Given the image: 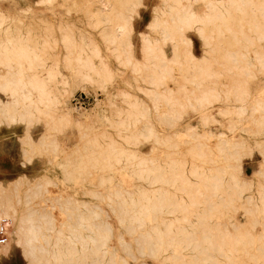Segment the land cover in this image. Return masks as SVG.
I'll return each instance as SVG.
<instances>
[{
	"label": "bare ground",
	"instance_id": "1",
	"mask_svg": "<svg viewBox=\"0 0 264 264\" xmlns=\"http://www.w3.org/2000/svg\"><path fill=\"white\" fill-rule=\"evenodd\" d=\"M53 1L39 0L48 5ZM64 1L68 3V0ZM69 1L75 6L68 4L71 6L69 10L81 9L93 27L107 25L102 38L111 54L122 67L131 71L136 82L144 81L153 87L148 92L152 109L133 102L132 95L126 92L119 93L121 100L129 102L127 110L116 106L110 93H107L105 104L114 112H107L103 107L96 109L94 106L102 105L99 99L89 109L70 105L75 87L96 84L105 89L116 76L103 58L101 62L96 61L101 52L90 34L79 31L77 37L72 31L73 25L60 24L62 36L57 40L46 22V32L41 35L43 41L40 42L32 37V24L24 29L20 17L0 8V69H10L0 71V92L5 95L4 98L0 96V126H24L20 136L22 165L32 162L35 155L50 154L53 155L50 162L62 167L69 182L87 186L95 181L103 185L104 190L95 189L90 195L106 200L118 224L132 238L126 240L122 231L113 232L110 221L104 218L98 221L105 209L99 204L92 206L88 201H67L62 208L68 212L76 211L68 213L77 216L76 223L68 224V233L58 229L55 218L48 210L44 211L36 199L49 184L56 183L48 175L39 180L32 193L23 194L30 195V200L37 196L33 205L26 197L25 203L29 201V207L26 208L28 205L24 203L25 210L20 209L17 205L20 197L16 191L28 182L27 176L20 174L8 180L12 181L15 190L11 191L18 194L15 196L17 201H14L15 197L14 200L11 198V191L3 192L5 184L0 182V224L9 218L12 225L11 230L5 231L8 235L6 241L0 243V256L6 255L13 243L21 246L27 264H130L128 255L135 264H148L143 259L145 255L161 264H241L237 257L239 250L245 252L244 257L249 261H259L261 257L251 254L250 249L237 248L260 244L251 238L254 234L249 232L245 223L229 217V224L236 232L223 230L222 224L214 226L213 223V220L221 219L230 203L235 202L231 197L241 193L234 185L239 182V175L229 172L241 168L240 160L234 164L237 160L234 156L251 153L244 137L220 132L216 136L217 152L205 149L202 143H191L188 149L190 161L185 153L182 159H170L168 163H163L160 158H149L148 154L133 146L151 137L153 141H146L158 144V157L166 153V146L171 141L159 136V130L150 119L152 113L158 114L160 120L176 125L178 138L192 135L190 137L195 140H209L215 136L212 130L205 128L200 132L184 120L189 109L199 114L201 124L205 126L214 121L211 109L220 102L221 96L238 102L240 109H244L248 101H260L264 84L255 83L259 95L249 87L257 71L264 73V46L260 44L264 38V0H203L204 11L192 6L197 0H163L166 3L164 10L155 9L149 26L161 34L162 43L142 32V57L135 56L131 39L133 19L138 15L142 0ZM97 3L99 6L93 8ZM190 29L197 31L212 61L198 59L192 52L186 34ZM59 42L66 50L63 60L58 58L59 53L52 52ZM166 42L174 44L171 57L163 48ZM251 53L255 57L250 56ZM61 63L62 67L71 69L70 79L61 72ZM176 72L183 75L184 84L173 90L168 81L176 78ZM220 76H226L229 83L221 81ZM220 113H223L222 109ZM141 118L144 126L138 128L136 123ZM38 121L44 126L40 141L31 134L32 126ZM101 122L113 127L124 145L110 137L113 135L105 129L106 124H103L105 128L99 129ZM182 122L186 124L181 129L178 126ZM70 126L77 129L78 136L87 140L82 146L78 145V158L60 161L57 156L61 155L62 148L55 136ZM141 136L144 139L140 140ZM104 137L109 141L103 143L101 139ZM174 146L179 147V144ZM189 166L191 172L187 173ZM227 175H230L232 187L226 185ZM133 179L146 185L137 187L135 183H128ZM191 179L198 182L192 184ZM200 185L206 188L205 192L199 190ZM131 187L137 189L130 190ZM247 203L253 204V210L250 207L246 210L255 215V224L259 221L257 213L264 219V198L258 200L251 196ZM112 236L126 254H119L109 243ZM132 240L142 259L132 251ZM88 257L92 261H87Z\"/></svg>",
	"mask_w": 264,
	"mask_h": 264
},
{
	"label": "rangeland",
	"instance_id": "2",
	"mask_svg": "<svg viewBox=\"0 0 264 264\" xmlns=\"http://www.w3.org/2000/svg\"><path fill=\"white\" fill-rule=\"evenodd\" d=\"M63 1L64 0H54L52 3L53 5H48L45 3H40L39 0H0V8L12 16L20 17L23 20L24 29L28 28L32 24L30 26L32 37L35 39H39L40 42L43 41V37H41V35L45 34L46 32V22H49V25L53 29L52 34L57 40H59L62 36V31L59 27L60 24L73 25L74 30L72 31L73 33H76V36L78 35L79 31H83V33L90 34L93 41L95 42V45L99 47L101 52V57L96 58V61L101 62L103 58V60L116 72V76L113 78V81L109 83V85L107 84V87L105 89L99 88V86H97L96 84H84L83 88L81 86L75 87L70 96V105L74 106L75 108L78 107L77 109H81L79 107L89 109L90 107H93L95 105L96 100L99 99L102 105L94 107L96 109H101V107H103L105 111L110 112L111 109L107 104H105L107 93H110V95L113 97L115 105L121 107L124 110H127L129 107V102L121 100L123 98L122 95L119 93L126 92L132 95L133 98L131 100L133 102H138L139 104H142L143 106L152 109V101L148 95V92L151 91L153 87L148 85L144 81L136 82L132 76L131 71L127 68L122 67L116 60L114 55L111 54L110 50L108 49V45L104 42L102 38V31L107 28V25L93 27L90 23V19L81 9H79V11L78 8L76 10H69L72 6L70 3L71 1L68 0V3H66L65 1L64 3ZM68 4L71 6L68 7ZM99 4L100 3L93 5V8H97ZM164 6H166V3H163V0H142V3L138 7V15H135L133 19L134 29L131 34L135 56L142 57V32L150 34L151 37L158 39L159 42L162 43L161 34L156 32V30H151L149 26L153 20V14L155 12V9L159 10L160 8H162L164 10ZM192 6L195 10L198 11H204L205 7L203 0H197L196 2H193ZM7 24L8 23H6L5 26ZM23 34L24 37H26V33L24 32ZM186 34L188 39L190 40V49L196 55V57H198V59L203 58L206 61H212V59L209 60L210 56L207 53V47L203 45L202 39L198 35L197 31L195 29H190L187 30ZM260 44L264 46V38L260 41ZM163 48L166 54L169 55V57L173 55L174 44L172 42H166L163 45ZM183 48L186 49L185 43L183 44ZM52 52L55 54L59 53L60 56L58 58L60 60H63L66 57V50L60 42ZM250 56L255 57L254 53H251ZM62 64L63 63L60 64L61 72L64 74V77L70 79L72 77L71 69H66L65 67H62ZM0 71L6 72L10 71V69L1 68ZM218 71L220 70H216V72ZM175 74L176 80L170 79L168 81V85L173 90H178L179 86L184 84L183 75H181L180 72H176ZM219 79L221 81H224L226 84L229 83L226 76H220ZM257 82H262V84H264V73L257 71L256 78H253L250 81V91H254V93L257 92V88L255 87V83ZM84 93L87 95V97L84 96ZM80 94H82L84 99H82L83 97H79ZM256 94L259 95V92H257ZM260 94L261 95L259 97V102L253 100L248 101L244 104V109L239 108L240 104L238 102H235L230 99L225 100L224 98H222L223 96H221L220 102H216L213 108L211 109L214 121L210 122L205 126L201 124L202 119L199 114L189 109L187 111V115L184 117V120L189 122V124L191 123L194 127H197L196 129H198L200 132H203L205 128L207 131L212 130L215 136L211 137L209 140H195L190 137L192 135H187L183 138H178L175 132V127H177L176 125H172L171 123L162 121L160 120L158 114L152 113L150 119L153 121L155 127L159 130V136H163L165 137V139L171 141L169 145L166 146V153L161 154L160 157H158V144L156 142L146 141H153L151 137L150 139L148 137L145 140L144 137L141 136L140 140L144 139V141H139L137 145L133 146L134 149L138 151L140 150L142 153L148 154L149 158H160L162 159L163 163H168L170 159H182L185 153L187 161H190L189 159L191 158L189 157L188 149L190 148L191 143H195V145L202 143L205 149H208L212 152H217L218 142L216 140V136L218 135V133L223 131L226 132L228 135H234L238 138L244 137L246 139V147L251 150V153L249 151L250 154L246 152L243 155L234 156V158L237 159L234 160V164H238V160H240L241 168L237 169V171L240 172H237L236 170L229 172V174L239 175V182L235 183L234 185L239 187L241 193H237L236 195H233L231 197V200H235V202L230 203V205L226 209L225 214L221 215V219L213 220L214 226H217V224L220 223L222 224L221 229H228L230 232H236L234 227L229 224V217H236L237 219L242 221V223H245L249 232H252L254 234L251 238H253V240L257 239L259 241L260 244L258 245H251L248 247H237L238 249L248 248L251 250V254L258 255L259 257H261L257 262L249 261L247 257H244L245 252L243 250H239L237 252V257L239 258L241 264H264V259L262 258L264 257V234H262L264 233V219L261 218L260 213H257L256 215H258L259 221L255 224V221L253 220V217H255V215L252 212L248 213L246 210V208L249 207L251 208V210L254 209L252 203H247L251 196L255 197L258 200L264 198V86L262 87ZM0 96L4 98L5 95L0 92ZM77 99H79L80 101L82 100V102L77 101ZM220 109H222L223 111L222 114L220 113ZM111 111L114 112L113 108ZM142 120L144 119L141 118L139 121H137L136 126L138 128H142L144 126V121ZM91 121L92 120H90V122ZM103 124L106 123L101 122L99 129H102L104 127ZM185 124L186 123L182 122L178 127L182 129ZM105 127L104 128L108 131V133L113 135L110 137L115 138L118 142H120V144L124 145L121 136H118L115 133V129L113 127H110L107 124L105 125ZM43 129V123L39 121L34 123V125L32 126L31 134L36 141L41 138V136L39 135L42 133ZM230 129H232L233 131L230 132ZM76 130L77 129L75 127L70 126L63 130V132H61L59 135L55 136L60 144V148H62L61 155L57 156L58 160L65 161L78 158V148L81 144L86 143L87 138H81V136H78V132ZM23 132L24 126L22 124L12 126L3 124L0 126V182L5 184L3 187L5 191L3 192L8 193V191L13 190V185L11 184L12 181L8 180L13 179L20 174H25L28 178V182L22 185V187H20L19 190L16 191V193L19 194L18 197H20L17 203L20 209H24L26 206L25 204L32 200H30V195V197H27L23 194H25L26 192L32 193L37 187L39 180L48 175L53 177L56 183L49 184L47 190H42L43 194L41 197H38L39 199L36 198L37 196H32V198L33 200L35 198L37 199L39 205L43 206L44 211L48 210L50 212V216L55 218V222L58 229L68 233V224L76 223L75 219L77 218V216L71 215L74 214V212L76 211H73L72 209V211H69L71 214H68V210L66 211L62 208L67 203V201H88L89 204L92 206L99 204L105 209V211L99 216L98 221H102L104 218L105 220L110 221L113 225V232L122 231L123 236L126 240H130L132 238L131 234L127 232V230H125L123 226H120L118 224V221L116 220L117 218L115 217V214H113L110 210V207L108 206L106 200H103L101 197H94V195H90V191H95V189L104 190L103 185H99L98 182L95 181L92 182V185L91 183H88L87 186H84L82 184L76 185L77 183L75 181L69 182L65 179L63 175L64 172L62 167L60 165L58 166V164H54V162H50V160L53 158V155L50 154L49 156H46L45 154L35 155L33 157L32 162L22 165L21 161L23 160V143H21L22 141L20 140V136L23 134ZM238 138H235V140H238ZM101 141L104 143L106 141H109V139L104 137L101 139ZM174 144H179V147H175ZM220 146L227 145L220 144ZM153 151L154 153L152 154ZM227 151L232 152V150L230 149H227ZM209 164L211 165V163H206V165ZM206 165L204 164V166ZM190 169V166L187 167L186 172L190 173ZM131 182L135 183L137 187L146 185V183L139 179H133L128 183ZM189 182L192 184H196L198 180L191 179V181ZM225 182L227 186L232 187L231 184L233 183L230 179V175H227L225 177ZM139 184L142 185L139 186ZM137 187L134 189L133 187H131L130 190H136ZM165 188L167 187L165 186ZM199 190L205 192L206 188L200 185ZM13 191H11V198L14 200V197L18 194L15 195L16 193ZM7 195L8 194H5V196ZM18 197H15L14 201H17ZM26 199L29 201L25 203ZM33 200L31 201V205H33ZM27 207H29V205L26 206V208ZM72 216L74 217V219L72 218ZM97 218H93V220H97ZM192 219L195 220L194 216L192 217ZM4 220H6L3 222V226H6L5 231L11 230V219L7 218ZM84 232L89 231L88 229H84ZM132 235H136V233H133ZM261 235H263V237ZM109 243L111 245L113 244V246L117 248L119 254H126V251H122V246L118 244L115 236L111 237ZM5 245H7V242L6 244H4V246ZM131 249L134 254L139 256V259L143 258L140 256V253L136 249V243L134 241L131 242ZM186 250L189 251L188 248ZM88 258L86 259L87 261H92L90 257ZM127 258L130 264H135V260L132 257L128 255ZM143 259L148 264H161L157 263L148 255H145ZM0 264H27V259L26 257L24 258V255L22 254L21 246H15L12 243L9 252L6 255L0 256Z\"/></svg>",
	"mask_w": 264,
	"mask_h": 264
},
{
	"label": "built area",
	"instance_id": "3",
	"mask_svg": "<svg viewBox=\"0 0 264 264\" xmlns=\"http://www.w3.org/2000/svg\"><path fill=\"white\" fill-rule=\"evenodd\" d=\"M84 96L87 97V95L85 93H84ZM79 97L82 98L83 97L82 94H80ZM82 99H84V97ZM77 101H80V100L77 99ZM80 102H82V100ZM6 239H7V234L3 228V225L0 224V243H4L6 241Z\"/></svg>",
	"mask_w": 264,
	"mask_h": 264
}]
</instances>
